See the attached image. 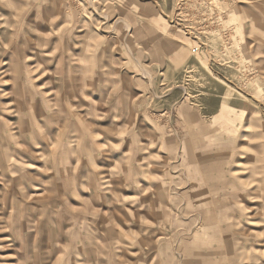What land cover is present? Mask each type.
Listing matches in <instances>:
<instances>
[{
    "label": "rangeland",
    "instance_id": "obj_1",
    "mask_svg": "<svg viewBox=\"0 0 264 264\" xmlns=\"http://www.w3.org/2000/svg\"><path fill=\"white\" fill-rule=\"evenodd\" d=\"M239 6L238 0H0V208L13 190L20 197L27 194L19 190L24 185L42 183L38 173L52 177L42 180L54 202H61L55 175L60 164L53 162L47 174L39 139L47 138L50 152L69 142L70 149H84L80 156L124 155L131 127L127 155L137 160L132 171L143 173L150 189L152 222L149 232L133 229L131 243L112 248L132 252L135 264H147L148 254L152 264L162 258L168 264H264V202L249 215L204 192L205 92L223 88L225 97L264 121V83ZM90 95L101 96L93 102ZM32 101L36 126L22 124L21 143L15 144L13 113H26ZM226 136L238 138L225 131L213 145L223 138L231 149L222 171L233 190V171L245 163L237 157L247 160L252 153L239 142L227 145ZM97 165L78 164L77 171L120 170L117 163ZM102 181L80 182L92 187ZM175 208L187 222L173 236ZM5 214L0 211V264H82L76 245L66 252L60 237L52 236L50 244L9 243ZM117 262L130 264L124 257Z\"/></svg>",
    "mask_w": 264,
    "mask_h": 264
},
{
    "label": "crops",
    "instance_id": "obj_2",
    "mask_svg": "<svg viewBox=\"0 0 264 264\" xmlns=\"http://www.w3.org/2000/svg\"><path fill=\"white\" fill-rule=\"evenodd\" d=\"M238 1L240 3L239 12L242 18L247 21V40L252 47L253 63L259 70L261 83H264V0ZM228 94L229 92H225L223 88L219 93L205 92L208 97L204 107L206 124L204 163V188L206 191L204 192L211 197L223 196L224 200H230L240 212H247L249 215L255 214L258 207L262 208V206L260 207L261 200L264 202V178L262 177L264 175V160L262 162L261 158L264 157V141H262L264 139V121L260 118V113L254 109L245 108L244 104L225 97ZM90 96L93 102H97L101 95ZM35 104L36 101L30 102V107L25 109L26 113L21 110L13 113L12 117L16 120L15 124L10 125L17 124V126H13L10 130V132L12 131L10 136L15 140V144L21 143L19 133H21L22 124H30V128L36 126ZM111 107L115 108L114 105ZM188 108L193 109L192 106ZM96 110L102 111L100 103L96 105ZM23 115L28 116L27 119H22ZM44 131L47 132V130ZM225 131L229 134L233 131L238 134L236 140L226 136L227 145L231 146L232 142L236 144L239 142L252 153V156H249L247 160L245 156L237 157L244 158L245 163H242L244 165L242 170L233 171V174L238 178V186L233 190L228 181L225 182L227 179L222 171L231 159L230 153L227 155L231 149L225 148L226 144L223 138L220 144L213 145V138L224 137ZM127 132L131 134L130 139L125 141L124 155L115 153L114 156H80V152H83L84 149H70L69 142L68 145L62 143L58 152H50L47 149H50L52 144L47 143V138L39 139V142L43 143L41 146L46 149L44 168L47 170V174L54 170L53 162L58 161L57 164H60L58 169L61 171L56 172L55 175H57L59 194L62 200L60 203L54 202L52 196L54 193L47 189L46 183L48 179L51 181L53 179L51 176V178L45 177L46 174L44 176L43 173L36 174V180L42 183L24 185L19 189L26 188L25 192H20L27 194H21L19 197L18 192L13 190L11 201L3 196L2 201L5 200L4 203L6 201L8 203L1 207L0 211L6 212L4 226L9 243L14 245L22 243L50 244V242H54L52 236L60 237L61 247L62 249L66 247V252H69L70 248L73 249L74 244L76 245L77 257L83 261L82 264L88 263L90 260L97 261L95 264H113V261L123 257L130 261L128 263L135 264L132 252L127 255L126 251L118 253L112 248L115 244L131 243L128 237L131 239L133 229L142 228L149 232L150 222H152V217H150L152 209L148 203L150 189L146 182H143V173L132 171V165L137 163V160L133 159L131 155H127L128 152H131L133 144L131 127ZM25 141L27 142V140ZM35 151L33 152L36 153ZM74 152L77 153V156H71ZM107 162L119 164L120 170L115 172L101 171V169L93 172L77 171L78 164L90 163L92 166H98L99 163ZM234 164L239 165L235 161ZM50 167L53 170H48ZM31 175L34 174L31 173ZM89 179L103 181L98 186L93 183L92 187H85L86 184L80 182ZM109 180L113 182L110 184ZM136 196L139 198L134 202L133 197ZM245 196L248 199H245ZM176 212L175 208L172 221L173 236L178 235L182 226L187 222H182L177 218ZM211 216L212 214H210ZM25 218L27 219L25 220ZM24 229H29V232L24 233ZM43 231L44 234H42ZM43 235L47 236L44 242L38 239ZM148 237H146V242H148ZM161 239L164 237L158 236L157 241ZM106 246H108L107 251ZM41 258L43 257H38V259ZM28 259L37 258L28 256ZM147 260V264H152L149 261V254ZM159 261L160 264H168L163 258Z\"/></svg>",
    "mask_w": 264,
    "mask_h": 264
}]
</instances>
